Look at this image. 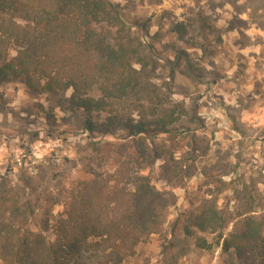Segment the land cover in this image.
Wrapping results in <instances>:
<instances>
[{
    "label": "trees",
    "instance_id": "obj_1",
    "mask_svg": "<svg viewBox=\"0 0 264 264\" xmlns=\"http://www.w3.org/2000/svg\"><path fill=\"white\" fill-rule=\"evenodd\" d=\"M202 1L192 5V25L201 33L210 18L209 4ZM225 2L235 16L260 12L253 0H244L248 6L241 11L233 1ZM174 26L183 38L187 25ZM134 28L139 31L113 0H0V86L19 80L34 94L69 92L61 104L87 114L85 166L103 160L101 171L89 168L88 178L67 192L51 237L50 219L35 223L39 196L32 179L24 176L13 185L7 174L0 175V264H85L78 258L86 253H98V264H122L149 236L172 235L176 225L187 236L193 229L215 234L217 245L222 241L223 250H232L244 264H264V189L256 187L264 185V175L238 172L233 145L226 149L228 162L213 165L204 137L181 142L190 129L176 125L196 115L188 113L184 101L170 99L168 83L159 86L152 79L164 67L159 61L170 65L171 82L175 71L198 78L195 72L203 68L185 49L176 51L174 61L160 57L156 44L142 39L146 25ZM215 28L222 41L224 26ZM201 40L200 49L209 51L212 41ZM117 131L124 135L116 136ZM198 149L201 155L193 156ZM214 166L221 171L212 173ZM194 175L203 181L196 207L180 213L176 225L164 231L175 199L153 181L186 189ZM245 176L250 186L244 185Z\"/></svg>",
    "mask_w": 264,
    "mask_h": 264
},
{
    "label": "rangeland",
    "instance_id": "obj_2",
    "mask_svg": "<svg viewBox=\"0 0 264 264\" xmlns=\"http://www.w3.org/2000/svg\"><path fill=\"white\" fill-rule=\"evenodd\" d=\"M113 1L132 30L139 31L134 28L137 24L146 25L147 32L140 31L142 39L155 43L160 57L174 61L176 51L185 49L193 63L203 68L195 72L200 74L198 78H185L175 71L171 82L170 65L159 61L164 67L152 79L159 86L162 82L168 83L166 92L170 99L184 101L188 113L196 115V119L190 121V116H186L176 125L177 129H190L181 134L185 136L181 142L204 137L212 152L213 165L228 162L226 149L233 145L238 150L234 159L241 166L238 172L251 170L254 178L256 171L264 175V2L259 4L253 0L252 5L260 6V12L250 17L246 10L235 16L229 2L224 3L233 1L241 11L240 6H248L244 0H203L200 4H209L205 14L210 17L203 34L192 25L195 24L196 12L192 6L195 0ZM179 21L187 25L183 38L174 26ZM231 21L234 23L229 25ZM217 23L224 26L222 41L218 39ZM201 36L212 41L207 52L200 49ZM68 95L69 92L34 94L19 80L0 86V175L7 174L13 185L24 176L32 179L39 196L35 223L42 218L50 219L47 232L50 237L54 219L64 210L67 192L88 178L89 168L101 171L103 166V160L85 166L87 114L61 104ZM201 124L204 126L200 127ZM118 135L124 134L117 131ZM199 155V149L193 153V156ZM216 171L221 170L216 167L212 173ZM256 179L262 181V178ZM201 182V176L194 175L187 181L186 189H170L161 180L153 181L158 189L170 191L175 199L167 210L164 231L176 225L180 213L196 207L200 199L196 189ZM243 183L250 186L248 176ZM205 184L204 194L208 191ZM256 187L264 189L263 184ZM46 208H49L47 214ZM176 227L172 235L164 232L149 236L137 246L134 256L122 264H244L232 250H223L222 241L217 245L215 234L193 229V234L187 236ZM78 259L85 264H98L99 254L86 253Z\"/></svg>",
    "mask_w": 264,
    "mask_h": 264
}]
</instances>
